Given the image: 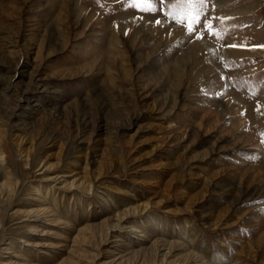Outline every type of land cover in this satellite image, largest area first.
Segmentation results:
<instances>
[{
	"label": "rangeland",
	"instance_id": "rangeland-1",
	"mask_svg": "<svg viewBox=\"0 0 264 264\" xmlns=\"http://www.w3.org/2000/svg\"><path fill=\"white\" fill-rule=\"evenodd\" d=\"M0 264H264V0H0Z\"/></svg>",
	"mask_w": 264,
	"mask_h": 264
},
{
	"label": "snow or ice",
	"instance_id": "snow-or-ice-1",
	"mask_svg": "<svg viewBox=\"0 0 264 264\" xmlns=\"http://www.w3.org/2000/svg\"><path fill=\"white\" fill-rule=\"evenodd\" d=\"M135 2L138 4L151 5L154 2V0H135ZM159 2L162 3L163 0H159ZM188 2L197 3L202 7L208 3V0H188ZM214 19H215L214 17L209 18L206 15H204L199 21H196L193 25L187 26L186 30L189 32V34H196L202 39L203 38L202 33L204 31H208L209 35L215 33V27L212 24V20ZM157 23H159V21H157ZM173 23H175V21H173Z\"/></svg>",
	"mask_w": 264,
	"mask_h": 264
}]
</instances>
